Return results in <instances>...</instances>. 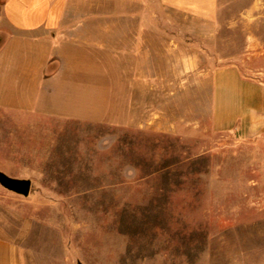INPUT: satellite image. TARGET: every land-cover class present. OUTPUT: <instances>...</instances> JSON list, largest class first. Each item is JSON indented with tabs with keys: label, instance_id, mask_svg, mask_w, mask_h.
Instances as JSON below:
<instances>
[{
	"label": "rangeland",
	"instance_id": "obj_1",
	"mask_svg": "<svg viewBox=\"0 0 264 264\" xmlns=\"http://www.w3.org/2000/svg\"><path fill=\"white\" fill-rule=\"evenodd\" d=\"M172 35L198 62L146 114L127 105L125 121L52 129L0 119V171L30 181L28 194L0 183V224L30 225L42 264H264V125L213 128L202 77L237 63L264 84V0H220L211 38Z\"/></svg>",
	"mask_w": 264,
	"mask_h": 264
},
{
	"label": "crops",
	"instance_id": "obj_2",
	"mask_svg": "<svg viewBox=\"0 0 264 264\" xmlns=\"http://www.w3.org/2000/svg\"><path fill=\"white\" fill-rule=\"evenodd\" d=\"M219 2L0 0V119L41 120L52 129L67 122L125 121L134 112L127 105L146 114L152 110L148 98H161L165 81L177 90L180 77H192L198 62L195 43L172 32L211 38ZM152 16L173 25L151 23ZM258 74L237 63L202 73L213 80V128L242 136L262 128ZM131 98L138 100L128 103ZM33 240L26 223L16 234L0 224V264H42Z\"/></svg>",
	"mask_w": 264,
	"mask_h": 264
},
{
	"label": "water",
	"instance_id": "obj_3",
	"mask_svg": "<svg viewBox=\"0 0 264 264\" xmlns=\"http://www.w3.org/2000/svg\"><path fill=\"white\" fill-rule=\"evenodd\" d=\"M0 183L5 187L17 191L19 193L28 194L30 181L25 179L13 178L0 171ZM78 264H82L79 262Z\"/></svg>",
	"mask_w": 264,
	"mask_h": 264
}]
</instances>
